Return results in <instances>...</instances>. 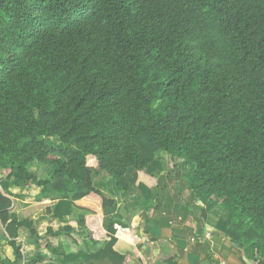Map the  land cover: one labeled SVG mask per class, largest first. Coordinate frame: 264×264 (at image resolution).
Masks as SVG:
<instances>
[{"label":"trees","instance_id":"1","mask_svg":"<svg viewBox=\"0 0 264 264\" xmlns=\"http://www.w3.org/2000/svg\"><path fill=\"white\" fill-rule=\"evenodd\" d=\"M165 156L192 165L198 223L222 205L223 234L261 259L264 0H0V238L14 254L0 264H25L20 231L59 264H129L146 229H104L115 201L91 175L148 201ZM33 167L49 171L38 179ZM9 186L55 202L49 223L78 210L100 247L63 253L74 229L49 224L40 235L10 212ZM119 240L132 252H116Z\"/></svg>","mask_w":264,"mask_h":264},{"label":"crops","instance_id":"2","mask_svg":"<svg viewBox=\"0 0 264 264\" xmlns=\"http://www.w3.org/2000/svg\"><path fill=\"white\" fill-rule=\"evenodd\" d=\"M165 171L164 167L161 180H159L160 187L157 186L158 189L157 187L152 189L148 201L136 188L127 194L117 196L113 191L111 179H107L103 174L91 175L93 186L115 201L113 208L104 212L102 223L104 229L113 223L125 224L127 221L132 232L144 227L146 229L140 239L138 255L136 258L133 256L129 264H217L219 260H224L228 264H264V251L260 254L261 259H258L253 254L254 247L239 248L236 244L234 247V243L223 234L221 226L228 211L222 205H218L209 211L204 223L199 224V214L196 209L203 208V205L200 202L189 201L186 184L184 183V187L181 189L178 187L177 180L173 178V174L167 173L165 175ZM188 175L181 180L185 182ZM37 178L40 177L37 176ZM172 179L174 180L171 187L167 190V181ZM154 190H158L159 193H154ZM39 191L35 186L28 191L9 186L3 193L12 201L10 212L16 214L20 220L32 221L40 235L45 233L49 224L55 228L64 226L73 228L75 233L70 238L72 240L61 238L63 253L77 254L86 250L89 253L96 252L100 246L98 248L92 247L89 243V232L76 224L79 211L74 209L69 216L64 217L61 221L54 219L49 223L45 209L52 207L55 202L50 200L36 202L35 196ZM26 193L30 194L28 196L32 202L22 201ZM17 199L23 203L20 205L24 209L23 215L15 210ZM143 200L146 202L143 203ZM155 200L159 202V205L154 210V208L148 207L147 203ZM206 231L211 233L210 241L205 244L189 243L190 237ZM26 237V231H20L18 238L23 243L25 264L49 262V264H59L56 261L62 260V256H55L50 251L26 242ZM114 250L122 255L129 254L132 252L133 246L119 240L116 242ZM0 254H3L10 261H14L12 248L1 238ZM139 259L142 260L141 263L138 262Z\"/></svg>","mask_w":264,"mask_h":264},{"label":"rangeland","instance_id":"3","mask_svg":"<svg viewBox=\"0 0 264 264\" xmlns=\"http://www.w3.org/2000/svg\"><path fill=\"white\" fill-rule=\"evenodd\" d=\"M163 163H164V166H165V175H167V173L168 174H173V178H175L176 180H177V182L179 183L178 184V187H180L181 189H183V187H184V183L185 182H183V180H181V179H183L186 175H188V172L190 171V169L192 168V165H189V164H186V163H183L182 161H174V160H170V158H168L167 156H165L164 158H163ZM36 169H35V167H33L32 169H31V171H33L34 172V174H35V176L37 177H40L39 179H42V178H44V177H46V175H47V173H48V167L47 168H41V169H39L38 171H35ZM177 173V174H176ZM104 176L105 177H107V179L109 178L107 175H105L104 174ZM110 179V178H109ZM159 180H161V175L159 176ZM173 180L174 179H172V180H168L167 181V190L171 187V183L173 182ZM96 181V180H95ZM182 182H183V184H182ZM158 187H160V182L158 183ZM158 187H157V189H158ZM114 189V188H113ZM113 191H115V190H113ZM155 192L154 193H159V191L158 190H154ZM116 193V192H115ZM26 196L24 197V198H22V201L23 202H32V200L29 198V196L28 195H30V194H25ZM120 196H121V194H120ZM31 200V201H30ZM22 201L21 200H16V207H15V210H17V212H19L20 213V215H23L22 213H23V211H24V209H23V207H21L20 205H23V203H22ZM146 201L145 200H143V203H145ZM147 205H148V207L150 206V203H147ZM154 205V203H152V206ZM155 210V209H154Z\"/></svg>","mask_w":264,"mask_h":264},{"label":"built area","instance_id":"4","mask_svg":"<svg viewBox=\"0 0 264 264\" xmlns=\"http://www.w3.org/2000/svg\"><path fill=\"white\" fill-rule=\"evenodd\" d=\"M211 240V233L208 231L202 233V234H196L189 238L190 244H205L206 242ZM187 251V250H185ZM217 264H228L224 260H219Z\"/></svg>","mask_w":264,"mask_h":264},{"label":"water","instance_id":"5","mask_svg":"<svg viewBox=\"0 0 264 264\" xmlns=\"http://www.w3.org/2000/svg\"><path fill=\"white\" fill-rule=\"evenodd\" d=\"M233 246L235 247L236 245L234 244Z\"/></svg>","mask_w":264,"mask_h":264},{"label":"clouds","instance_id":"6","mask_svg":"<svg viewBox=\"0 0 264 264\" xmlns=\"http://www.w3.org/2000/svg\"><path fill=\"white\" fill-rule=\"evenodd\" d=\"M200 234V233H199Z\"/></svg>","mask_w":264,"mask_h":264}]
</instances>
